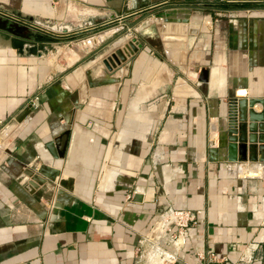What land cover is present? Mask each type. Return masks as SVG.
Listing matches in <instances>:
<instances>
[{
	"label": "crops",
	"instance_id": "crops-1",
	"mask_svg": "<svg viewBox=\"0 0 264 264\" xmlns=\"http://www.w3.org/2000/svg\"><path fill=\"white\" fill-rule=\"evenodd\" d=\"M241 96L264 100V0H0V264H159L168 207L201 209L178 264H264V147L229 159L224 130Z\"/></svg>",
	"mask_w": 264,
	"mask_h": 264
},
{
	"label": "water",
	"instance_id": "water-1",
	"mask_svg": "<svg viewBox=\"0 0 264 264\" xmlns=\"http://www.w3.org/2000/svg\"><path fill=\"white\" fill-rule=\"evenodd\" d=\"M141 11V9L137 10ZM35 25H39L34 23ZM40 26V25H39ZM51 30L60 31V34H70L79 29L77 28H68L60 27L56 25L50 26ZM122 29V27L118 28ZM50 31V30H49ZM141 43L136 41V38L129 39L125 44L124 48L116 47L114 50L109 53L104 59L103 62L108 69H112L120 64L122 61H125L127 54H131L137 50L138 46ZM206 71V69H203ZM200 79H206L200 77ZM257 101H260L264 104V100L261 98H247L245 96L241 97H231L227 103V111L225 114V126L224 130L226 131L227 136V149H228V158L232 160L236 159H250L254 160L257 157L253 155L254 150L257 147V142H259V147L263 150L264 143V109L262 111H254L248 106H252ZM32 109V106L29 104L20 111L17 119H22L26 116ZM115 144H118V142ZM49 145L50 150L52 151L55 157H63L64 151L66 149V140L63 144V150L54 151L51 145ZM239 150V157L237 151ZM236 152V153H235ZM260 160H264V154L259 155ZM33 171L32 169L27 170V173L30 175L29 183L33 186L50 184L52 180H55L56 176L60 174V167L49 165L43 163L39 165ZM66 179H59L58 184L60 185L57 188V193L61 194L63 192V185H65ZM134 198H141L139 192H135Z\"/></svg>",
	"mask_w": 264,
	"mask_h": 264
},
{
	"label": "built area",
	"instance_id": "built-area-1",
	"mask_svg": "<svg viewBox=\"0 0 264 264\" xmlns=\"http://www.w3.org/2000/svg\"><path fill=\"white\" fill-rule=\"evenodd\" d=\"M123 17V16H122ZM121 16H117L116 20H120ZM30 105L36 107L38 103V95H34L30 98ZM1 122V121H0ZM5 123L2 124L1 129L5 130ZM201 213V209H189V208H177L168 207L157 217L149 233L146 234L149 240L156 242L157 249L160 250L161 256L159 264H178V260L181 258L180 249L187 241L188 235H192L193 227L198 223V215ZM157 222H161V227L158 231H152ZM167 239L165 241L169 246H160L162 237ZM163 242V240L161 241ZM166 244V245H167ZM196 255L200 258L205 257V261L197 264H207L211 256L205 255L203 251H197Z\"/></svg>",
	"mask_w": 264,
	"mask_h": 264
},
{
	"label": "rangeland",
	"instance_id": "rangeland-1",
	"mask_svg": "<svg viewBox=\"0 0 264 264\" xmlns=\"http://www.w3.org/2000/svg\"><path fill=\"white\" fill-rule=\"evenodd\" d=\"M71 39V38H70ZM65 52H66V49H60V47L57 49V50H53V51H49V53H48V61H46V63H47V65L48 66H50V67H56L57 66V63H58V60H56V54L58 55V54H65ZM53 59V60H52ZM62 60V59H61ZM123 105H126V104H128V103H122ZM134 104H130V106L132 107ZM129 114H132V109H131V111H130V113ZM141 127V128H140ZM130 130H131V128H129ZM141 129H143V126L142 125H140L139 126V128H137V131L138 130H141ZM136 131V132H137ZM136 135V134H135ZM139 135V134H138ZM139 136H141V134L139 135ZM115 151V150H114ZM113 153V152H112ZM111 153V154H112ZM106 168H107V166H106Z\"/></svg>",
	"mask_w": 264,
	"mask_h": 264
},
{
	"label": "bare ground",
	"instance_id": "bare-ground-1",
	"mask_svg": "<svg viewBox=\"0 0 264 264\" xmlns=\"http://www.w3.org/2000/svg\"><path fill=\"white\" fill-rule=\"evenodd\" d=\"M81 71V70H80ZM118 147V146H117ZM111 174V173H110ZM110 174L108 173V176H110ZM111 178V177H110ZM160 227H161V222H157L156 224H155V226L153 227V229H152V231L154 232V231H158L159 229H160Z\"/></svg>",
	"mask_w": 264,
	"mask_h": 264
}]
</instances>
